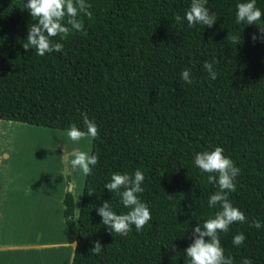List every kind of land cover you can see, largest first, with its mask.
I'll list each match as a JSON object with an SVG mask.
<instances>
[{
	"label": "trees",
	"instance_id": "1",
	"mask_svg": "<svg viewBox=\"0 0 264 264\" xmlns=\"http://www.w3.org/2000/svg\"><path fill=\"white\" fill-rule=\"evenodd\" d=\"M86 2L92 16L80 13L83 30L51 38L63 51L39 56L23 48L35 23L27 0H0V119L86 131V114L99 130L90 153L99 160L86 175L79 210L71 191L63 200L78 242L71 264H189L192 229L221 210L209 207L219 187L194 157L217 146L240 168L228 196L248 218L220 233L221 245L233 264H264V226H252L264 225V16L237 24L236 5L248 0H207L217 22L189 26L191 0ZM256 6L264 12V0ZM205 62L213 63L215 80ZM185 69L191 84L181 77ZM137 169L145 176L138 196L152 218L139 232L111 233L97 207L109 201L117 214L129 209L104 186L114 173ZM241 232L246 239L236 246ZM95 241L99 254L91 251Z\"/></svg>",
	"mask_w": 264,
	"mask_h": 264
},
{
	"label": "clouds",
	"instance_id": "2",
	"mask_svg": "<svg viewBox=\"0 0 264 264\" xmlns=\"http://www.w3.org/2000/svg\"><path fill=\"white\" fill-rule=\"evenodd\" d=\"M206 4L207 0H191L190 8L185 13L189 26L200 24L212 27L217 22L215 13H210ZM90 7L86 0H27L24 9L29 11L35 23L28 27L27 42L23 44V48L33 49L39 56L53 51L62 52L63 44L54 42L51 38L60 36L61 39H65L70 34V29L83 30L84 25L78 17L80 13H84L91 18L92 13L88 11ZM236 8L237 24L246 22L248 25H255L264 16V12L256 6V0L238 3ZM174 19L180 24L183 18L177 15ZM259 30L264 35V27ZM257 38L253 34L252 40L256 41ZM235 40L236 38H233V42ZM204 68L212 80L217 78L213 63L205 62ZM181 77L188 84L193 82L190 69H185ZM82 115L86 131L75 124L67 131L68 138L73 142L85 138L95 139L99 135L94 120L89 119L86 114ZM71 155L74 157L70 161L72 168L80 169L84 175L91 174L92 168L99 160L97 155H90L79 149H74ZM65 162L68 163L67 156ZM194 164L201 172L209 174L207 177L209 184L218 185L219 191L209 197L208 204L209 207L219 205L221 210L215 213L214 218L207 219L203 226L197 223L192 229V242L184 250L185 256L189 258V264H233V258L225 255L220 233H227L234 223H245L248 220L244 212L233 206L228 196L229 193L236 191L235 179L240 173V168L232 159L224 155V149L219 146L212 151L197 152ZM144 180L143 172L137 169L133 175L114 173L111 181L105 184V189L110 193H117L121 197V203L129 209L125 214H117L109 201H104L102 206L97 207V214L102 218V224L109 232L126 236L131 232L132 226H135L136 231L139 232L151 220L150 209L138 196L145 190L142 187ZM252 226L261 228L264 225L259 220H253ZM205 237L208 239L206 240ZM245 239L244 233L241 232L234 236L232 243L239 246ZM77 243L74 241L72 245L76 247ZM102 250L101 243L95 241L91 251L99 254ZM241 264H253V262L244 258Z\"/></svg>",
	"mask_w": 264,
	"mask_h": 264
},
{
	"label": "crops",
	"instance_id": "3",
	"mask_svg": "<svg viewBox=\"0 0 264 264\" xmlns=\"http://www.w3.org/2000/svg\"><path fill=\"white\" fill-rule=\"evenodd\" d=\"M4 157L0 155V264H62L65 257L71 264L76 239L64 219L68 184L62 171L31 169V161L23 163V158L7 166Z\"/></svg>",
	"mask_w": 264,
	"mask_h": 264
},
{
	"label": "rangeland",
	"instance_id": "4",
	"mask_svg": "<svg viewBox=\"0 0 264 264\" xmlns=\"http://www.w3.org/2000/svg\"><path fill=\"white\" fill-rule=\"evenodd\" d=\"M12 123V120L0 119V147L3 149H0V155L8 158L3 160L4 164L8 166L12 160L23 158V163L31 161V169L61 170L64 181L68 184V191L75 197L76 210H79L86 175L80 169L72 168L70 161L74 157L71 154L74 149L90 154L93 139L73 142L67 136L68 130L35 126H30L34 129H29L24 128L27 124ZM65 156L68 163L65 162ZM66 258L62 260V264H69L70 261Z\"/></svg>",
	"mask_w": 264,
	"mask_h": 264
}]
</instances>
